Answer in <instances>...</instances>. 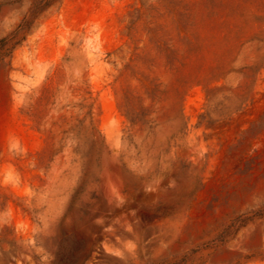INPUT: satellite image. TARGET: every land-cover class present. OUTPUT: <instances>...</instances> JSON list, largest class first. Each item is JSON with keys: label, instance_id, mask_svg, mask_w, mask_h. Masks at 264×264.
Instances as JSON below:
<instances>
[{"label": "rangeland", "instance_id": "1", "mask_svg": "<svg viewBox=\"0 0 264 264\" xmlns=\"http://www.w3.org/2000/svg\"><path fill=\"white\" fill-rule=\"evenodd\" d=\"M0 264H264V0H0Z\"/></svg>", "mask_w": 264, "mask_h": 264}]
</instances>
